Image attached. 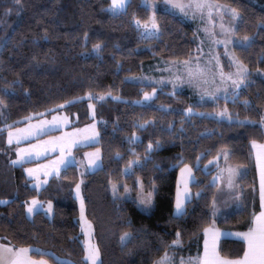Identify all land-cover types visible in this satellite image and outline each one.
<instances>
[{
	"label": "trees",
	"instance_id": "16d2710c",
	"mask_svg": "<svg viewBox=\"0 0 264 264\" xmlns=\"http://www.w3.org/2000/svg\"><path fill=\"white\" fill-rule=\"evenodd\" d=\"M220 2L240 10L238 37L256 34L246 48L233 47L249 69L238 101H225L223 97L199 100L188 91H175L172 95L169 88L159 87L151 103L141 104L134 100L155 86L128 77L138 75L155 58L183 60L196 55L198 47L188 22L170 11L156 9L161 33L158 38L145 40L131 23L133 13L141 19L148 14L140 0H130L127 11L117 13L108 11L109 0H21L19 6L13 0H0V99L6 105L0 108V124L20 120L29 113L45 112L86 92L110 93L101 100H92L99 133L96 145L101 149L102 162L85 174L82 188L85 213L92 222L101 264H152L164 251L162 241H171L178 226L184 234L182 246L176 250L192 251L202 237L198 229L212 220L210 205L217 187L210 183L214 167L211 165L206 173L200 169L223 146L231 149L228 161L246 165L247 171L241 178L244 191L240 182L243 207L216 221L230 229H246L249 225L257 206L250 140L264 142V130L259 123L238 125L198 114L182 121V110L189 106L214 111L227 104L232 113H238L241 119L248 117L249 121H258L264 111V78L254 75L256 70H264V27L257 26V21L264 19V7L251 0ZM8 8L11 11L5 14ZM97 42L102 45L99 53L92 50ZM245 99L250 101L247 106L242 102ZM87 102L83 99L63 109L77 112L78 122L83 123L90 119ZM149 119L155 123L134 129L135 123ZM169 121L175 125L172 132L166 130ZM133 130L139 134L140 142L129 144L126 137ZM4 133L0 132V239L17 246L45 248L75 264H83L73 195L78 180L76 166L67 167L36 191L29 186L22 166L10 163L12 155L4 142ZM158 138L164 144L160 151L152 153V160L131 176L121 177L120 169L132 155L129 149L135 148L136 153L143 155L148 141ZM206 149L208 154L200 161V169H194L197 180L192 184L193 191L202 190V194L191 200L185 216L173 220L170 214L178 167L169 165L180 153L186 163H191L198 152ZM153 162L166 171L154 170ZM137 175L143 177L146 190L153 176L159 185L149 213L133 202L134 186L131 199L116 200L110 194V179L133 185ZM35 195L53 202L50 216L42 210L31 218L25 215V200ZM129 230L133 232L132 239L121 245L120 233ZM218 250L221 255H241L243 244L223 238ZM32 255L38 257L36 253ZM47 259L57 264L52 257Z\"/></svg>",
	"mask_w": 264,
	"mask_h": 264
},
{
	"label": "snow or ice",
	"instance_id": "6c2138e0",
	"mask_svg": "<svg viewBox=\"0 0 264 264\" xmlns=\"http://www.w3.org/2000/svg\"><path fill=\"white\" fill-rule=\"evenodd\" d=\"M14 4L19 6L21 0H13ZM130 0H111L109 9L114 13L126 12L127 6ZM164 4L171 9L178 10L184 16H192L193 18L199 17L202 21V27L196 31H202L205 38L211 41L212 45L223 43L225 45V53L230 57V63L234 67V71L225 73L222 65L220 64L219 55H210L205 59L202 48L198 47L196 51L200 55L195 58L189 57L182 61H173L169 64L172 67L173 64L183 65V73L179 76L171 78L173 87L172 95H175V89L183 83L194 84L197 88H201L202 85H207L209 82L216 84L217 86L213 89L206 87L202 88L201 99L209 96L213 100H218L221 95L225 101L231 100L236 103L239 98V90L244 86L248 80L249 69L242 59L237 57L234 52H228L229 45H237L241 48H246L254 38L255 33L251 35H244L238 37L236 35V22L241 18V12L237 7H234L228 3H221L220 0H163ZM144 6L148 10L146 18L141 19L133 13L131 23L135 26L136 31L141 39L150 40L158 38L161 33V25L156 14V2L155 0H144ZM11 9H5V14L10 12ZM230 15L232 18V25H225L223 23L224 15ZM258 27H264V19L257 21ZM87 33H85V38ZM204 43L203 40L200 41ZM101 43L97 42L92 45V50L99 53L101 49ZM211 51V49H210ZM204 61L202 64L201 61ZM195 61V62H194ZM119 64V61H117ZM264 71V70H262ZM210 78V79H209ZM143 81V77L140 78ZM147 79H152L151 77ZM19 83V81H14ZM157 84L163 86V78L157 81ZM7 91V89H5ZM158 89L153 88L151 92H144V100L152 99L157 93ZM27 92V89H25ZM105 95L110 93H102L94 95L92 92H86L83 96H73L71 99L64 100L61 104L54 105L51 109H45V112L29 113L27 116L22 117L20 120L12 121L8 124H0V132L6 131L7 138L6 143L12 145L14 142L17 145L15 148V159L11 160L10 163L13 165L30 162L34 157H41L42 155H48L51 153L55 156V149H59L60 155L55 156L53 160L48 161L44 165H37L34 168H25L24 172L27 173L29 178H36V186L39 187L41 181L39 179V172L43 171L45 180L49 174H55L59 177L61 169H66L71 166L75 158L72 155V148L82 142H98L99 133L95 129L96 121L93 119V123L86 125L85 129H91L88 136H80L79 133L83 132L84 129H73L71 132H62L59 136H49L45 140H40L39 137L45 136L48 132L59 130L69 123L67 116L53 115L51 120L38 119L42 117L46 112L53 111L59 112V109L83 100L85 97L92 101L93 99L101 100ZM245 106L249 105L250 101L247 99L242 101ZM6 107L4 101L0 99V108ZM94 105L90 102L88 108L95 116ZM167 107V106H161ZM184 119L190 118L191 115L197 114L196 109L192 106L186 107L183 110ZM202 116H210L217 120H227L229 123H235L238 125H244L245 122L256 124V121H249L248 117L240 118L239 114L232 113L227 104L219 110H214L209 113H199ZM27 121V123H23ZM23 123V127H15V125ZM154 120H143L135 123L134 129H145L150 124H154ZM175 127L174 123L169 121L167 125V131L172 132ZM259 127L264 130V115L259 119ZM180 130H183V123H181ZM208 130H206L207 132ZM35 140L36 143H27L28 140ZM129 144L140 142V137L137 131L133 130L132 133L126 137ZM252 148L255 150L256 166L259 175V201L260 211L253 213L252 224L243 232L225 233L223 230L215 227V219L211 220L208 224L204 225L198 231L203 233V251L198 252L195 256H180L179 264H264V142H259L256 139L250 140ZM164 141L161 139L149 140L144 148L143 155L136 153L135 148H130V158L120 169L121 177H129L137 169H143L144 166L152 160V153L160 151L163 147ZM23 145V146H20ZM209 150L204 152H198L195 156V160L191 163H186L184 160L183 153L178 154V158L171 162L169 167H179V174L176 179V194L172 204V212L170 218L178 220L185 216L188 210V204L191 200L199 198L202 194V190H197L193 193L190 185L196 182V175L194 169H200V161L205 155L208 154ZM87 158V168L99 167L101 160V149L96 148L91 153H85ZM117 157H121L120 152H116ZM231 155V149L223 146L216 150V154L211 156L204 165L201 171L205 173L209 170V167L213 164L216 165L217 171L213 174V178L210 181L211 184H216L221 190L227 188L234 195L230 197L237 204L241 201V191L237 190L241 186L236 183L246 171L245 165H231L228 164L229 157ZM223 157L226 167L220 166V158ZM152 168L157 171H166L162 169L159 163L153 162ZM78 181L75 184V197L80 201V222L81 228L84 231L86 237H92V222L89 221L85 214L84 198L81 195V183ZM109 185L112 189L113 198L116 200L131 199V193L133 186L136 191L134 203L141 208L143 211H150L154 205V196L158 190V183L153 176L150 180V186L147 187L143 177L137 175L134 179L133 185L121 181L118 179L116 182L109 180ZM123 187V191H119L120 187ZM255 193V188H253ZM44 202L38 201L36 197L31 198L30 203H26V211L29 216L39 209L44 208ZM211 213L213 217H216L219 213V209L216 206L215 199L212 201ZM53 213V202L47 201V214ZM130 223V221H127ZM184 230L182 227H177L174 233V238L162 245L164 248L163 253L153 259L152 264H176V252L175 250L182 246ZM232 235L240 238L243 242V253L242 255H221L218 250V241L223 235ZM133 237L132 231H122L120 233V243L125 245ZM5 239H7L5 237ZM32 253L38 254L39 258H36ZM47 257H52L57 264H75L74 261L65 260L56 253L33 245H22L17 246L11 242L0 244V264H50ZM101 253L99 247L91 240L87 239L84 241L83 249V264H101Z\"/></svg>",
	"mask_w": 264,
	"mask_h": 264
},
{
	"label": "rangeland",
	"instance_id": "374dc122",
	"mask_svg": "<svg viewBox=\"0 0 264 264\" xmlns=\"http://www.w3.org/2000/svg\"><path fill=\"white\" fill-rule=\"evenodd\" d=\"M140 1L144 5V0H140ZM251 1H253L254 3L259 4V5L264 7V0H251ZM155 2H156V5H157L156 9H164V10H167V11H170V12H174V13H176L178 15H181V17L187 19V21H189V22H191L193 24L194 37L196 39L197 47L202 48L205 59H207L210 55L218 54L219 58H220V64L222 65L223 71L225 73H228L230 71H234V67L230 63V57L225 53V45L223 43L212 45L211 41L205 38V35H204V33L202 31H200V32L196 31L198 28L202 27V21L200 20L199 17L193 18L190 15L189 16H184L178 10H174V9L168 8L164 4L163 0H161V1L155 0ZM110 3H111V0H109V4ZM221 3H223V2H221ZM109 4L107 5L108 11L111 12V13H114L112 10L109 9V7H108ZM237 22H236V25H237ZM223 23H225V25L231 26L232 25L231 16L225 14L224 17H223ZM201 40L204 41L203 44L200 43ZM234 46H235V44L229 45L228 46V52H234L235 53V51L233 50ZM210 49H211V51H210ZM198 55H200V53L197 52V54L192 56V57L195 58ZM174 61H180V60H174ZM171 62H173V61H171L170 59L158 58L154 62L148 63L145 66V68H143V70H141V72L138 75L129 76L128 79L133 80V81H137V82H141V83H145V84H147V82H148L149 84L155 86L154 88H157V89L159 87L166 88V87H163V86H167L166 85L167 83L170 84L169 80H171L172 77L179 76V75H181L183 73V65L173 64L172 67H170L169 64ZM201 63L203 64L204 61L202 60ZM171 75H172V77H170ZM254 75L264 78V71L256 70V71H254ZM141 77L144 78L143 81H141V79H140ZM149 77H151L152 79H147ZM161 78H163V86L157 84V81H160ZM186 84L190 85V87L193 89L194 93L197 96H201L202 88L206 87V88L211 90V89H213V88H215L217 86L216 84H212L211 82H209L207 85H202L201 88H197L194 84H188V83H186ZM157 85L159 87H157ZM152 89L153 88H151L149 90H146L144 92H151ZM144 92L142 93L141 97L138 98V99H135L134 102L141 103V104L151 103L152 100L154 99V97L156 96V94H155V96L152 99L144 100V99H142ZM94 95H98V94H94ZM81 96H83V95H81ZM220 97H223V95H221ZM84 99H87V98L85 97ZM90 102L94 105V102L93 101H89V100L87 102V105ZM93 111L95 112V107H94ZM209 112H213V111H204V110L196 109V113L198 115H199V113H209ZM53 115L67 116L69 123L66 124L63 128H60L59 130L50 131L45 136L39 137L40 140H45L49 136H59L62 132H71L73 129H84V131L79 133V135L80 136H88L90 134V132H91V129H85V126L92 124L93 123V119H95V121H96L95 129L98 132L97 118H96V116L93 117V115L91 114L89 108H88V116H89L90 119L88 121H86V122H83V123H79L78 122L79 119H78V113L77 112H66L63 108L59 109L58 113L57 112H53V111H49L48 113H45L44 116L38 117V119L51 120ZM262 115H264V111L262 112L261 116ZM256 122L259 123V120L256 121ZM23 123H27V121H24ZM23 123L17 124V125H15V127H23ZM6 138H7V132L5 131V133H4V142H5L6 146L8 147V149L10 150L11 155H12L11 160H13V159H15V156H16L15 148L17 147V145L15 144V142L12 145H8L6 143ZM27 143H36V141L30 139V140L27 141ZM96 143L97 142H82V143H79V144H77L76 146H74L72 148V155L74 156L75 160H74V162L71 165H75L76 168H77V171H78V180H77V182L78 181H83L81 183V195H82L83 198H84V196H83V189L82 188H83V183H84V176H85L86 173L91 172V171L96 169V168L88 169L86 167L87 166V158L85 157L84 154L85 153H91V152L94 151V149L99 148L96 145ZM20 146H23V145H20ZM54 151H55V156H59L60 155L59 149H55ZM55 156H53L51 153H49L46 156L42 155L41 157H34L30 162L21 165L23 173H24L26 179L28 180V184H29L30 187H33V188H35L36 191H39L42 187L46 186L48 184V182L52 178L57 177V176L55 174H49V176L47 177V181L44 182V180H45L44 173H43V171H40L39 172V179H40L41 183H40L39 187H37L36 186V178H34V177L33 178H29L27 173L24 172V169L25 168H34L37 165H44L48 161L53 160L55 158ZM228 164H231V165H242V164L231 163L229 161H228ZM16 165H20V164H16ZM204 165L202 166V169L204 168ZM212 166L214 167V170H213V173L210 176V181L213 178V174L216 173V171H217L216 165L213 164ZM220 166L221 167H226L223 157L220 158ZM63 170L64 169H61L60 174L62 173ZM246 171H247V166H246ZM246 171H245V173H246ZM178 174H179V167L177 168L176 179H177ZM244 174L241 175L239 177V179L236 180V183L238 185H240V186H241L240 182L242 183L241 178L244 176ZM196 180H197V177H196ZM121 183H124V182H121ZM242 185H243V183H242ZM190 187H191L192 192L196 193V191H193V189H192V184L190 185ZM244 188L245 187L243 185V191H244ZM74 189H75V185L73 186V195H74V198H75L76 204H77L76 221L78 223L79 230H80V241H81V244H82L83 249H84V241L85 240L91 239L95 244H96V242H95V238H94L93 226H92V237H86L85 234H84V231L81 228V222H80V201L76 199ZM109 190H110L111 196L113 197L112 189H111L110 185H109ZM237 190L241 191V196H242L241 187L239 189H237ZM119 191H121V192L123 191V187L122 186L120 187ZM175 194H176V182H175L174 199H175ZM233 195H234V193L230 192L226 187L223 188L222 190L218 186L216 187V192L214 194V197H213L212 201L215 199L216 206L219 209V213H218V215L216 217L212 216V220L215 219V221H216L217 219H221L223 217H226L229 213H231L233 211H236V210H239V209H241L243 207L242 198H241V201L239 202V204H237L235 201L230 199V197L233 196ZM32 197H36V199L38 201L44 202L45 207L41 208L39 210L44 211L45 214L48 215L47 214V201H49V200H41L36 195L32 196ZM32 197H30L27 200H25V204H24V212H25V215L28 218H31L33 216V214L35 213L34 212L31 216H29L27 214V211H26V203H30ZM151 210L147 211L146 213L151 212ZM84 214L86 216L85 211H84ZM48 216H50V215H48ZM86 218L88 219L87 216H86ZM60 257H62L65 260H71L68 257H63V256H60ZM179 257H178V259H176V264H179ZM185 257H188V255H185Z\"/></svg>",
	"mask_w": 264,
	"mask_h": 264
},
{
	"label": "crops",
	"instance_id": "0c3cea01",
	"mask_svg": "<svg viewBox=\"0 0 264 264\" xmlns=\"http://www.w3.org/2000/svg\"><path fill=\"white\" fill-rule=\"evenodd\" d=\"M172 13H174V12H172ZM174 14H176V13H174ZM176 15L179 16L180 18H182L184 21L188 22V23L193 27V24H192L191 22L187 21V19L181 17V15H178V14H176ZM193 30H194V28H193ZM157 59H158V58H155V59H154L153 61H151V62H154V61L157 60ZM183 60H185V59H183ZM171 61H174V60H171ZM180 61H182V60H180ZM144 68H145V67H144ZM142 70H143V69H142ZM170 77H172V75H171ZM169 82H170V84L167 83V84H166L167 86H163V87H167V88H169L170 90L173 91V87H172L171 80H169ZM147 84H149V83L147 82ZM157 87H159V86L157 85ZM175 91H188V92H190L194 97L198 98L199 100H207V99H210V100H211V99H212V98L209 97V96H204L203 99H201V96H197V95L194 93L193 89L190 87V85H187L186 83L181 84L179 87H177V88L175 89ZM250 148H251L252 161H253V166H254V171H255V177H254V180H255V189H256V194H257V206H256V209H254L253 212H252V215H251V218H250L249 225H248V227H247L246 229H230V228H224V227L219 226V225L217 224V221H216V223H215V227L218 228V229L223 230L225 233H234V232H243V231H247V229H248V228L251 226V224H252V216H253V213H258V212L260 211V201H259V175H258L257 166H256L255 150L252 148L251 144H250ZM223 238L234 239V240H238V241H241V242H242V240H241L240 238H237V237L232 236V235H227V234H225V235L221 236L220 240L223 239ZM203 239H204V237H203V233H202V237H201L200 242H198V243L194 246V248H193L192 251L188 250L187 253H185V250H186V249L182 250V252H181V251L179 252V251L175 250V252H176V259H178L179 256H185V255H188V256H195V255L198 254V252H202V251H203ZM220 240L218 241V245H219ZM3 243H8V242H6V241L0 239V244H3ZM242 244H243V242H242ZM242 253H243V251H242ZM241 255H242V254H241ZM36 258H39V257H36ZM50 264H52V263L50 262Z\"/></svg>",
	"mask_w": 264,
	"mask_h": 264
}]
</instances>
